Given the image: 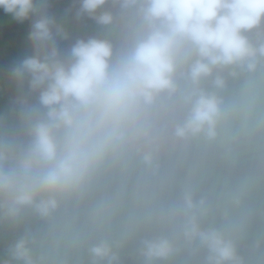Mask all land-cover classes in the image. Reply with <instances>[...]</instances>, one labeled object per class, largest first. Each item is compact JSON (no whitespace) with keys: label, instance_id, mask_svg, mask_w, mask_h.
<instances>
[{"label":"clouds","instance_id":"clouds-1","mask_svg":"<svg viewBox=\"0 0 264 264\" xmlns=\"http://www.w3.org/2000/svg\"><path fill=\"white\" fill-rule=\"evenodd\" d=\"M0 10V264H264V0Z\"/></svg>","mask_w":264,"mask_h":264},{"label":"rangeland","instance_id":"rangeland-1","mask_svg":"<svg viewBox=\"0 0 264 264\" xmlns=\"http://www.w3.org/2000/svg\"><path fill=\"white\" fill-rule=\"evenodd\" d=\"M10 18L3 14L2 10H0V23H3L6 28H11L13 30L18 29L19 26L15 24H9Z\"/></svg>","mask_w":264,"mask_h":264}]
</instances>
